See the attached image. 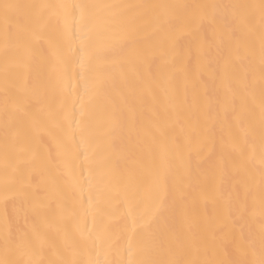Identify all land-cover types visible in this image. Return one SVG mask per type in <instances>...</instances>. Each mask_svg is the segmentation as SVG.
<instances>
[{
  "label": "snow or ice",
  "instance_id": "6c2138e0",
  "mask_svg": "<svg viewBox=\"0 0 264 264\" xmlns=\"http://www.w3.org/2000/svg\"><path fill=\"white\" fill-rule=\"evenodd\" d=\"M0 264H264V0H0Z\"/></svg>",
  "mask_w": 264,
  "mask_h": 264
},
{
  "label": "bare ground",
  "instance_id": "6f19581e",
  "mask_svg": "<svg viewBox=\"0 0 264 264\" xmlns=\"http://www.w3.org/2000/svg\"><path fill=\"white\" fill-rule=\"evenodd\" d=\"M50 2H56V0H50ZM129 2H136V3H155V2L197 3V2H205V0H129ZM224 2H228V0H224ZM250 2L258 3L259 0H250Z\"/></svg>",
  "mask_w": 264,
  "mask_h": 264
}]
</instances>
